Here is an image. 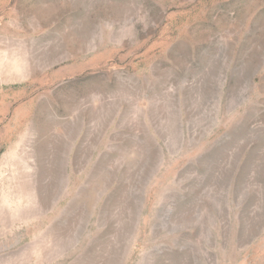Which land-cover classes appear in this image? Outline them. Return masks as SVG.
<instances>
[{
	"label": "rangeland",
	"instance_id": "374dc122",
	"mask_svg": "<svg viewBox=\"0 0 264 264\" xmlns=\"http://www.w3.org/2000/svg\"><path fill=\"white\" fill-rule=\"evenodd\" d=\"M0 264H264V0H0Z\"/></svg>",
	"mask_w": 264,
	"mask_h": 264
}]
</instances>
